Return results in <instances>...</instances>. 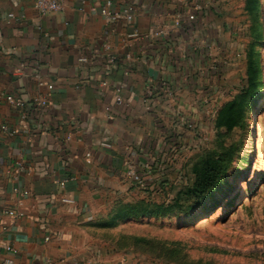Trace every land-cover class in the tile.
Here are the masks:
<instances>
[{"label": "crops", "instance_id": "obj_1", "mask_svg": "<svg viewBox=\"0 0 264 264\" xmlns=\"http://www.w3.org/2000/svg\"><path fill=\"white\" fill-rule=\"evenodd\" d=\"M113 1L116 8L136 4L134 19L109 20L101 13L105 0H64L48 14L34 0H0V89L27 102L24 109L0 102V264H156L109 236L116 214L153 190L138 187L133 171L165 180L179 153L199 141L201 130L186 122L202 127L200 118L213 115L219 92L212 62L228 52L214 37L218 21L230 19L228 5L221 15L223 0ZM178 13L196 15L192 29L174 27ZM161 27L166 33L156 41L150 34ZM134 31L139 38L128 39ZM111 55L117 59L107 74ZM22 62L25 72H16ZM34 69L53 90L33 79ZM105 80L122 85V95ZM161 80L174 98L155 95L148 109L145 86ZM41 94L48 95L45 107L34 102ZM19 162L24 168L16 173Z\"/></svg>", "mask_w": 264, "mask_h": 264}, {"label": "rangeland", "instance_id": "obj_2", "mask_svg": "<svg viewBox=\"0 0 264 264\" xmlns=\"http://www.w3.org/2000/svg\"><path fill=\"white\" fill-rule=\"evenodd\" d=\"M223 3L230 19L218 21L220 36L214 41L228 52L225 61L211 63L214 93L219 92L213 115L200 118L199 141L179 153L167 178L157 183L162 190L132 203L136 213L116 214L118 228L109 236L112 245L148 253L156 264H264V0H223L221 15ZM246 87L260 95L245 105L240 126L233 116ZM231 145L236 153L222 186L194 202L189 193L205 163Z\"/></svg>", "mask_w": 264, "mask_h": 264}, {"label": "built area", "instance_id": "obj_3", "mask_svg": "<svg viewBox=\"0 0 264 264\" xmlns=\"http://www.w3.org/2000/svg\"><path fill=\"white\" fill-rule=\"evenodd\" d=\"M34 7L35 9L40 13V14H48V13H53V12H59L63 9L64 7V0H34ZM196 9L202 10L204 6L202 4H196ZM138 11V6L134 3H127L119 8L115 7V2L113 0H105L104 6L101 8V13L107 17L109 20L115 21L118 20L119 18H124L127 21H132L136 15V12ZM10 17H14L15 15L13 13L9 14ZM196 19V15L194 13H178L177 18L174 22V27L177 29H192V24ZM166 33L165 27L157 28L154 32L150 34V37L153 38L154 40L158 41L160 40L159 38L163 37ZM139 33L137 31H134L132 33L127 34V38H139ZM195 49H198L197 44H193ZM105 50L108 51L109 47L105 46ZM127 59H132V56L128 54ZM117 57L115 55L110 56V61L106 66L105 73H109L112 70V64L116 62ZM81 62H86L88 61V58L86 56H82L79 58ZM217 62V60H215ZM25 68H27L25 63H21L17 68L16 72L24 73ZM124 74L125 75H130L131 71L128 70V68H124ZM31 76L33 79L37 81L39 85H46L49 90L54 89V84L53 83H48L45 82L41 73L39 72L38 69H34ZM101 84L104 85H111L113 88L114 92L120 97L123 92L122 85L120 84H111L108 80L102 81ZM155 95H162L163 97L173 99L174 98V91L173 88L167 83L165 80H161L158 83H152L148 82L145 86L143 96H142V101L146 104L147 103V108L151 109V106L148 104V101L152 98L155 97ZM5 99L7 102L16 105L17 107L24 109L26 107L27 102L16 96V94L11 93V92H6L5 90L0 89V102ZM34 102L36 103L37 106H42L45 107L48 105V95H38L37 98H34ZM186 126L191 129V130H197L201 128L199 124L197 123L196 120H190L186 122ZM13 133V132H12ZM201 139H204L202 141H207L208 136L203 135ZM102 145L104 147H111V144L107 142H103ZM24 168V165L22 162H19L16 166V173L20 172ZM132 178L136 185L142 189H146L149 185L148 184H153V191L160 186V184H157L155 181H153L152 178L146 177L144 174L139 173L138 171H133L132 173ZM155 182V183H154ZM25 194L29 193V190H24ZM62 202L64 203H75V199H70V198H63ZM3 212L11 217H20L23 216L24 213L18 210H12V209H4ZM6 229V227H4ZM45 240H50V237L47 236L45 237ZM7 249L12 250L14 252H17L11 247H7Z\"/></svg>", "mask_w": 264, "mask_h": 264}, {"label": "trees", "instance_id": "obj_4", "mask_svg": "<svg viewBox=\"0 0 264 264\" xmlns=\"http://www.w3.org/2000/svg\"><path fill=\"white\" fill-rule=\"evenodd\" d=\"M261 37V34H258ZM259 72L258 65L253 66ZM243 94L241 97V102L236 104L235 113L233 120L237 125L243 124V115L245 110V105L255 104L257 102V97L260 95V91L256 88H245L242 90ZM243 121V122H242ZM236 149L234 145H231L221 152L216 153L207 163H205L204 174L201 180L197 183L195 188L189 193V197L198 203L210 198L214 193L222 186L224 179L227 175L229 168L232 165ZM181 208V207H179ZM135 207H132L129 212L132 214L136 213ZM176 210V209H175ZM128 213V212H127ZM137 239V238H136ZM140 241H145L146 238H138ZM147 243H150L152 240L147 238Z\"/></svg>", "mask_w": 264, "mask_h": 264}]
</instances>
